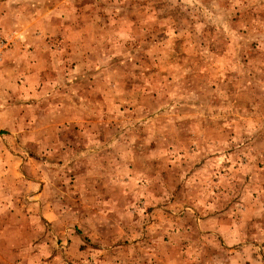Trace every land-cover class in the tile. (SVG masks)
<instances>
[{
	"label": "rangeland",
	"instance_id": "374dc122",
	"mask_svg": "<svg viewBox=\"0 0 264 264\" xmlns=\"http://www.w3.org/2000/svg\"><path fill=\"white\" fill-rule=\"evenodd\" d=\"M42 33L82 120L13 159L50 211L0 264H264V0H0L8 48Z\"/></svg>",
	"mask_w": 264,
	"mask_h": 264
},
{
	"label": "crops",
	"instance_id": "0c3cea01",
	"mask_svg": "<svg viewBox=\"0 0 264 264\" xmlns=\"http://www.w3.org/2000/svg\"><path fill=\"white\" fill-rule=\"evenodd\" d=\"M43 34L32 41L25 40L12 43L0 61L1 262L4 260L2 257L4 252H11L13 255L19 254L17 250L20 248L21 237L34 236V228L28 226V232L24 233L23 225L20 222L36 221L38 208L43 210L45 216L50 211L47 208L50 206L49 202L45 201L44 197L38 199L43 194V190H39L37 193H27L29 188L35 184L31 183L33 181L31 178L25 176L22 168H15L13 159L19 157L16 155L21 154L22 151L29 154V159L37 157L42 152L41 155L44 158L48 157L52 153V145L58 141L57 139L63 141L62 136L57 134L58 130L62 129L60 125L67 127L66 123L70 125L72 122L74 125L82 120L76 116L71 117L70 111L65 108V106L70 105L69 101L59 102L57 98H54L59 91L55 90L56 87L53 85L47 86V82L44 81L46 77H52V72L49 71L51 69L50 62L53 58L57 61L61 56L58 54L52 56L55 46L45 41ZM58 103L60 108L56 107ZM46 105L47 107H44ZM43 121L45 122L41 123ZM92 136L93 138L96 137L95 135ZM65 138L67 139L66 135ZM15 142L19 144L18 147L13 146ZM36 143L38 152L36 151L37 148H33ZM16 148L18 149L16 150ZM62 149L61 146L60 150ZM83 150L84 148L78 149L80 153H84ZM25 163L30 164V161ZM94 168L98 170L97 167ZM17 174L24 178L17 177ZM26 184L31 185L26 187ZM23 187L31 201L19 199ZM210 222L221 224V220L219 221L217 216H207L202 219V223ZM205 228V230L196 232L205 240H212L220 232L219 227L205 226ZM176 232L180 234L183 231L177 228ZM188 233L191 236L190 231H187ZM7 239H11V244L8 243ZM6 262L8 264L9 260ZM16 264L19 263L16 262Z\"/></svg>",
	"mask_w": 264,
	"mask_h": 264
},
{
	"label": "built area",
	"instance_id": "2783aa9c",
	"mask_svg": "<svg viewBox=\"0 0 264 264\" xmlns=\"http://www.w3.org/2000/svg\"><path fill=\"white\" fill-rule=\"evenodd\" d=\"M9 42L5 37L0 36V60L3 57L4 52L8 49Z\"/></svg>",
	"mask_w": 264,
	"mask_h": 264
}]
</instances>
